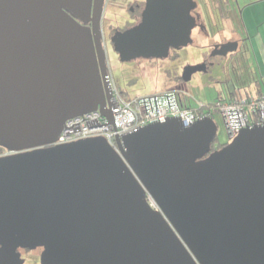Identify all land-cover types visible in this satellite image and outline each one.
Segmentation results:
<instances>
[{
  "label": "water",
  "instance_id": "1",
  "mask_svg": "<svg viewBox=\"0 0 264 264\" xmlns=\"http://www.w3.org/2000/svg\"><path fill=\"white\" fill-rule=\"evenodd\" d=\"M105 2L0 0V264H22L18 247L40 264H264V125L214 150L210 117L147 124L120 154L100 136L51 145L69 118L112 121ZM196 6L145 0L110 38L120 60L190 43Z\"/></svg>",
  "mask_w": 264,
  "mask_h": 264
},
{
  "label": "built area",
  "instance_id": "2",
  "mask_svg": "<svg viewBox=\"0 0 264 264\" xmlns=\"http://www.w3.org/2000/svg\"><path fill=\"white\" fill-rule=\"evenodd\" d=\"M105 82L112 121L100 110L69 118L51 145L100 136L120 154L117 138L171 117L179 118L185 126L207 117L214 121L219 118L229 141L244 128L264 125V90L254 95L222 97L210 103L197 101L192 106L181 94V90L171 89L125 97L111 75L106 74ZM147 200L153 208H158L150 196Z\"/></svg>",
  "mask_w": 264,
  "mask_h": 264
},
{
  "label": "flooded vegetation",
  "instance_id": "3",
  "mask_svg": "<svg viewBox=\"0 0 264 264\" xmlns=\"http://www.w3.org/2000/svg\"><path fill=\"white\" fill-rule=\"evenodd\" d=\"M124 4L125 14H121L119 17L124 21V25H118L113 28L112 33L109 36H104L103 31L101 37L102 48L105 53V64H106V73L111 75L114 79V82L120 91L125 92V88H122L123 85L127 84H139L140 86H145L146 80L143 77H146L149 74V71H163L166 72L167 77L165 85L159 83L161 86L167 87L165 90L171 89H182L183 85L188 84V81L191 80L193 75L198 70L207 71L211 67V70L224 71V68L232 64L236 58L241 55L242 50L244 49L245 44L243 43V37L239 34L238 31L234 29L230 33L224 34L222 30H219V38L216 40L215 34L212 33V28L210 27L208 21L206 23L201 19V12L196 6L191 10V15L194 17L195 22L191 29L190 37L191 42L185 46L179 47H170L165 57L158 58H143L137 57L134 59L121 61L119 53L116 52L113 48V44L110 41L111 36L117 31L126 30L138 23L142 19V11L145 7V0H126ZM196 1V0H195ZM124 2H122L123 4ZM204 12L207 13L206 10ZM211 23V22H210ZM90 25V22L87 23ZM203 41H207L203 42ZM195 50H204V55L196 56L195 65H200L196 68H190L192 65L186 66L181 65L180 61L183 56L190 58L189 51ZM186 53V54H185ZM116 56L118 66L111 68L109 65V60L111 56ZM153 72V71H151ZM185 77L186 81H184ZM188 77V78H187ZM135 86V85H134ZM127 93V92H126ZM145 93V92H143ZM6 153H11L7 151ZM1 247V246H0ZM41 247H36L33 249L18 247L16 252L20 254V258L23 259L22 264H40V255L42 252ZM36 252V254L34 253Z\"/></svg>",
  "mask_w": 264,
  "mask_h": 264
},
{
  "label": "rangeland",
  "instance_id": "4",
  "mask_svg": "<svg viewBox=\"0 0 264 264\" xmlns=\"http://www.w3.org/2000/svg\"><path fill=\"white\" fill-rule=\"evenodd\" d=\"M122 2L124 3L122 4ZM125 2L127 1L106 0L105 5L103 7L100 22V27L103 31L104 36H109L112 33L113 28L117 27L118 25H124V21L120 19V15H126L124 10ZM233 23V21H229L225 23V26L231 27ZM226 29L228 28H225L224 30ZM203 42L207 43V41ZM200 53L201 55L205 54L204 50L202 51V49H200L199 53L191 49L188 54L189 56L191 55L190 58H188L186 55L183 56L180 61V64L185 65V67L189 65L195 66L193 62L196 61V56L194 55ZM117 62L118 61L116 59V56H111L109 60L110 67L114 68V66H118ZM225 68L229 71L228 76H226V80L223 82H220L221 76L219 74L215 75L214 70H211V67L207 71H196L191 80L188 81V84L182 86V88H184V92L181 94L192 106H194L197 104L198 100L205 102H213L218 98L221 99L223 96H229V92L233 95H236L237 97L246 94V91H250L249 94L254 95L257 93L256 89H259L264 86V84L260 83V81L258 82V84H256V79H258L259 77H256V73L254 72L256 70L255 68H243V61L241 55L236 58V60L232 64L226 66ZM151 71H149V74L146 77H143L144 80H146V82H144L146 83L145 86H140L139 84H127L123 85L122 88H125V92H127V94L130 96L143 94V92L150 93L165 90L167 87L161 86L159 83H164L163 85H165V81L167 80L166 72L156 71L155 69ZM157 81L160 82L157 84ZM219 94H221V97ZM215 121L217 124V141L219 143L226 144L227 142H229V140L223 128L222 122L219 118H216ZM7 151V148L1 147L0 156L9 155L8 153H6ZM34 253L36 254V252Z\"/></svg>",
  "mask_w": 264,
  "mask_h": 264
},
{
  "label": "crops",
  "instance_id": "5",
  "mask_svg": "<svg viewBox=\"0 0 264 264\" xmlns=\"http://www.w3.org/2000/svg\"><path fill=\"white\" fill-rule=\"evenodd\" d=\"M196 2L201 12V19L204 23L208 21L211 25L216 40L219 38V34H217L220 32L219 30L227 34L234 29L241 34L245 44L241 52L243 68H255L256 77H259L256 79L257 82L255 81L256 84L259 81L264 84V0H196ZM229 21L234 23L231 27H226L225 23ZM225 28L228 29L224 30ZM195 51L199 53L200 50ZM200 54L197 55L200 56ZM228 71L226 68L224 71L218 69L214 70V74H219L221 76L220 82H223L228 76ZM263 88L264 86L259 90L262 91ZM249 92L246 91V94ZM228 94L232 95L230 92Z\"/></svg>",
  "mask_w": 264,
  "mask_h": 264
},
{
  "label": "trees",
  "instance_id": "6",
  "mask_svg": "<svg viewBox=\"0 0 264 264\" xmlns=\"http://www.w3.org/2000/svg\"><path fill=\"white\" fill-rule=\"evenodd\" d=\"M177 90H181V92L183 93L184 92V88H182V89H177ZM162 91H164V90H162ZM259 91H261V90H257V92H259ZM121 94L123 95V96H125V97H129L130 95H128L126 92H124V91H121ZM220 95V97H221V94H219ZM218 95V96H219ZM233 95V94H232ZM232 95H229L230 97L232 96ZM229 96H223V97H229ZM203 102V101H202ZM207 103H210V102H207ZM189 105H191L190 103H189ZM217 137V136H216ZM214 138V140L212 141V143H211V148H212V150H214V149H219V148H221L223 145H225V143H219L218 141H217V138ZM0 151H1V147H0Z\"/></svg>",
  "mask_w": 264,
  "mask_h": 264
}]
</instances>
